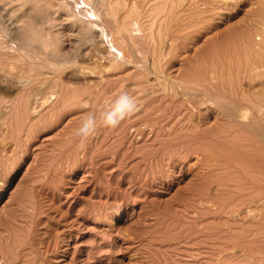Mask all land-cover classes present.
Segmentation results:
<instances>
[{
  "label": "rangeland",
  "instance_id": "obj_1",
  "mask_svg": "<svg viewBox=\"0 0 264 264\" xmlns=\"http://www.w3.org/2000/svg\"><path fill=\"white\" fill-rule=\"evenodd\" d=\"M119 1L111 0L116 4ZM126 1L129 7L134 0H123L120 2L123 5L119 3L118 8L125 7L123 2ZM139 3L140 8L146 9H141L142 16H137V30H133L130 37L126 35L129 44L138 42L133 45L137 49L135 54L140 52L139 59L135 55L136 58L131 59L133 62L130 61L131 57L125 51L124 60H117L116 69L109 72L110 58H98L93 42H79L81 34L72 30L71 23L67 24L64 16L57 22L61 24L58 28L65 38L62 46L59 45L61 55L50 52L47 57L42 55L44 60L42 56L40 60L39 55L24 46L22 39L28 26L42 35L50 30L49 20L54 14L44 5L33 7L30 16L20 14L22 30L12 42L7 36L2 37L5 34L0 28V40L6 38V42L0 41V105L14 101L18 116H22L21 119L17 116L19 133L16 143L6 130L0 129V264H264V129L259 134V129L228 125L231 122L227 116L210 102L199 106L192 114L186 108L188 103L183 102L179 85H176L177 78L181 79L195 67L213 61L220 64L219 67L232 68L235 65L234 70L238 65V70L248 46L245 35L250 30L247 23L264 13V6L259 0H225L224 3L221 0H186L180 3L181 8L177 7L176 16L168 23L171 28L161 32L164 36L167 34L162 56L158 47L153 50L151 41L148 43L152 32L157 33V37L159 29L166 26L162 14L159 16L152 10L154 2L147 4L139 0ZM259 6L263 10H259ZM72 7L78 13L79 6L73 3ZM124 7L120 9V12L124 11L119 12V17L126 24L130 19L124 16L128 11ZM148 8L149 17L145 12ZM84 9L80 10L88 14ZM153 16L158 17L154 23ZM129 22L132 24V21L127 24ZM148 25L152 27L150 30H147ZM93 32L94 42L99 41L98 48L105 49L103 44L106 42L103 38L99 40L100 32ZM157 40L160 45L161 40ZM170 41L173 49H169ZM143 57L147 58L146 61ZM155 57L161 59L153 67L150 61ZM244 80L247 79H243L242 87L252 90L250 86L255 83L252 85ZM54 84L57 88L63 84L70 89L66 91V97L63 96L64 101L52 100ZM53 85L55 88L51 87ZM46 87L51 89L46 92ZM30 90L42 91L44 96L39 102L45 101L46 104L39 106L38 114L32 115L31 109L25 105L24 96L29 95ZM225 92L234 97L235 101L228 105L229 110H234L240 98L232 92ZM123 94L132 97L134 107L141 102L150 105L152 128L147 129V136L143 139L130 134L137 127L133 125L139 117L135 112L137 107L115 126L105 123L107 113ZM85 99H90L89 103L79 102H86ZM247 100H242L240 109L246 113L252 111L250 120L261 123L264 128V118ZM18 101H21L20 105ZM89 118L94 120V127L83 136L80 129ZM13 120L16 123V118ZM193 127L197 130L191 129ZM123 130L129 133L125 138L120 136ZM167 130L168 134L172 133V138H166ZM197 132L214 138L213 145L208 143L209 152H206L209 156L206 152L200 153L203 158L199 159L194 153L190 157H185L184 153L177 155L179 147L175 138L180 140L181 135ZM157 134L158 138H155ZM235 135L238 138H234ZM165 140L173 142L167 150L175 154L171 159L163 155L165 147L160 141ZM155 149L159 150L158 154L153 153ZM237 205L241 207L237 208Z\"/></svg>",
  "mask_w": 264,
  "mask_h": 264
},
{
  "label": "bare ground",
  "instance_id": "obj_2",
  "mask_svg": "<svg viewBox=\"0 0 264 264\" xmlns=\"http://www.w3.org/2000/svg\"><path fill=\"white\" fill-rule=\"evenodd\" d=\"M74 1H76V2H72V1H68V0H0V28H2V31H3V33L5 34L4 36L2 35V37L4 38L5 36H7V38L10 40V42H12V38L17 34V33H21V30H22V27H21V25L19 24V22H20V18H19V16H20V14H23L24 13V16H30V14L32 13V9H33V7H35V6H40V5H44V8L45 9H47L48 11L50 10V11H53L52 13L54 14V15H52L51 13H50V15H52L53 17H50L51 19L49 20L51 23V25H50V30L47 32V33H45V34H43L42 35V33L40 32L39 33V31H37L36 29H34V28H32V27H27L26 28V31H25V36H24V38L22 39V40H24L23 42H24V46L26 47V48H28V49H30L32 52H34L35 53V55H39L40 56V58L39 57H37V58H39L40 60H41V56L42 55H46V57H47V55L51 52V53H54V54H56L57 56H59V55H61V50L62 49H60L59 48V45L60 46H62V42L64 41V39L65 38H63L62 37V35L64 36V33L62 34L60 31H59V28H58V25L60 24H57V22H59L60 21V18L61 17H65V21L67 22V24H69V23H71V26H72V30L74 31V30H77L78 31V33H80L81 34V38H80V40H79V42H83V43H85L86 42V44H88L89 42H93V48H94V51L96 52V54H97V56H98V58L100 57V59H105V58H110V61H109V63H112L111 64V67H109V68H111V69H108L107 71L109 72V71H111L113 68H114V66H115V64H116V62H117V60H119V59H121V61H123L124 60V53H125V51H126V53H127V55L129 56V57H131L130 58V61H132L134 58H136L135 57V55H137V54H135V53H137V49H136V47L133 45V44H135V42L133 43V44H129V42L126 40V35H127V37L129 36L130 37V35L129 34H131V36H132V34H133V30H137V28H136V23H137V21H136V19H137V16H139V15H141L140 14V12L143 10L142 8H140V4L141 3H139L138 4V2H139V0H134L133 1V3H132V5H128L129 7H127V1L126 2H123L124 3V5H126L125 7L124 6H121V8H118L119 7V5L121 4L120 2H122L123 0H121V1H119L117 4H116V2H114V3H112L111 2V0H74ZM116 1V0H115ZM143 1V3H147L148 4V2L150 3H152V2H154V4L152 5V7H153V9L152 10H154V12H156L157 13V15H159L160 16V14H162V18L161 19H163V22H165V25L166 26H164V27H166L165 29H164V27H163V29H159L158 31V34L160 33V35H158L157 37H156V35L155 34H157V33H151V31H150V33H151V36L148 34V33H146V34H148L149 36H150V40L148 41V43H150V41H151V45L153 46V50H156V48L158 49V51H159V54H160V52H162L163 51V49H164V38L166 37L167 38V34L164 36V35H162V33L165 31H167V28L169 29V28H171V27H168L169 25H171V24H169L168 25V23H170V22H172V21H170L171 19H174V16H176V15H174V13L176 12V10H177V7L180 5V3H183V2H185L186 0H142ZM188 1V0H187ZM190 1V0H189ZM221 1H223V3H224V1L225 0H221ZM252 1V0H251ZM260 1V3L264 6V0H259ZM131 2H132V0H131ZM227 2V1H226ZM73 3H76L79 7H78V13L76 12V10H74V8L72 7V5H73ZM120 3V4H119ZM189 3V2H188ZM229 3V2H228ZM253 3V2H252ZM255 3V2H254ZM146 4V5H147ZM31 5V6H30ZM75 5V4H74ZM121 5H123V4H121ZM143 5H145V4H142V6ZM145 5V6H146ZM149 6H150V4H149ZM180 6H182V5H180ZM179 6V8H181ZM255 6H256V4H255ZM122 7H124V9L127 7L128 8V11H127V15L125 14H123L124 16H126V18H128V19H130V20H128V21H132V24L130 23H128L129 25H131V28L128 26V24H127V22L128 21H126V24H125V22H123V17L121 18L122 19V21H120V17H119V12H120V9H122ZM151 6H150V8H152ZM81 8H85L84 10H86L87 11V13L88 14H84L83 13V10H80ZM264 8V7H263ZM142 9V10H141ZM146 9V8H145ZM144 9V10H145ZM259 10L260 9H262L260 6H259V8H258ZM141 10V11H140ZM143 10V11H144ZM150 9L148 8L145 12H147V15H148V17H149V11ZM263 10V9H262ZM122 11H124V10H122ZM121 11V12H122ZM125 11H126V9H125ZM142 11V12H143ZM178 11V10H177ZM120 12V13H121ZM143 13V15H145L146 13ZM179 13V12H178ZM175 14H177V13H175ZM261 13H259L257 16H256V18L254 17L253 19H251L247 24H248V29L250 30L249 32H248V35L246 34H244L246 37H247V41H248V46H247V48H246V50L244 51V56H243V59H242V62H241V64H240V62H239V66H240V68L237 70V68H238V65L235 67V70L233 69L234 68V66L232 65V68H230L229 66L227 67V68H230V69H227L226 67H223V66H221V67H219L220 66V64H217L216 63V61H213V62H211V63H209V65H206V63H205V66H198V67H195L194 69H192L188 74H186L185 76H183L181 79H179V78H177V83L178 84H176V85H179L178 86V88H179V90L181 91V93H182V95H183V97H184V101L183 102H186V103H188V105L186 106V108L189 110V112H195V110H198L197 108L199 107V106H201V105H205V104H207L208 102H210V103H212V104H214V105H216L217 107H219L221 110H222V112L227 116V118H228V120L231 122V123H228V125L229 124H235V125H240V127L241 126H243V127H245V128H248V129H259V130H257V133H261V131H263V129L264 128H262V126H261V123H259V122H256V121H251L250 120V117H249V114L251 115L252 114V111H250L249 113H246L244 110H241L240 109V106H242L243 105V99H248L247 101H250L251 103H252V106L253 107H256L255 108V110H257L258 112H259V116H261V118H264V13L262 12V14L260 15ZM45 15V14H44ZM47 15V14H46ZM151 15V17H152V15H153V13L152 14H150ZM142 16V15H141ZM23 17V16H22ZM32 17V16H31ZM153 17H155V19L153 20V22L152 23H154L155 22V20L158 18V17H156V16H153ZM251 17V16H250ZM26 18V17H25ZM48 18V17H47ZM125 18V19H126ZM138 19H140V18H138ZM146 19H147V17H146ZM41 19H39V21H40ZM43 20H44V18H43ZM127 20V19H126ZM141 20H143V19H141ZM160 20V19H159ZM158 20V21H159ZM23 21V20H22ZM25 21V20H24ZM39 21H37V22H39ZM152 20H150V22H151ZM160 21H162V20H160ZM159 21V22H160ZM144 22V21H143ZM150 22H148V23H150ZM243 22V21H242ZM5 23H6V25H5ZM152 23H150V25L152 24ZM202 23V22H201ZM200 23V24H201ZM44 24H46L45 22H44ZM49 24V23H48ZM139 24V23H138ZM137 24V25H138ZM143 24V23H142ZM61 25V24H60ZM156 25V24H155ZM23 26V25H22ZM46 26V25H45ZM132 26H134V27H132ZM152 27L154 26V24L153 25H151ZM157 26V25H156ZM37 27H38V25H37ZM138 27V26H137ZM141 27H142V25H141ZM145 27V26H144ZM147 27H149V28H147V30L149 29L150 30V28H152V27H150L149 25L147 26ZM247 27V26H246ZM47 28V27H46ZM140 28V27H139ZM139 28H138V30H139ZM146 28V27H145ZM160 28H162V27H160ZM44 29V28H43ZM142 29V31L144 30L143 28H141ZM154 29V28H153ZM94 30H96V31H98V32H100V35H101V38H99V40H101L102 38V40L103 41H105L106 42V44L104 45L103 43H101L100 42V46H102V44H103V46H106L105 47V49H102V50H100V48H102V47H100V48H98V46H97V43L99 44V41L96 43V42H94V39H95V36H93L94 34ZM146 29H145V31H147ZM155 30H157V27L155 28ZM154 30V31H155ZM2 31H0V33L2 32ZM77 31H76V33H77ZM198 31V30H197ZM162 32V33H161ZM168 32H169V30H168ZM32 34V36L30 35V34ZM141 33V32H140ZM143 33V32H142ZM181 33V32H180ZM34 34V35H33ZM62 34V35H61ZM69 34V33H68ZM75 34V33H74ZM145 34V33H144ZM1 35V34H0ZM19 35V34H18ZM70 35V34H69ZM77 35V34H76ZM100 35H98V36H100ZM141 35V34H140ZM143 35V34H142ZM17 36V35H16ZM65 36H67V35H65ZM78 36H79V34H78ZM136 36V35H135ZM134 36V37H135ZM2 37H0V38H2ZM80 37V36H79ZM137 37L138 36H136V38L135 39H137ZM142 37V36H141ZM145 37V36H144ZM148 37V36H147ZM170 37V36H169ZM217 37V36H216ZM143 38V37H142ZM141 38V39H142ZM157 38H159V40H161V42H160V45L158 44L159 42H158V40H157ZM171 38V37H170ZM140 38H139V40H141ZM144 39V38H143ZM173 39V38H172ZM172 39H169V40H171V41H173ZM198 39V38H197ZM16 39H14V41H15ZM101 40V41H102ZM138 40V39H137ZM145 40V39H144ZM168 40V41H169ZM1 41V40H0ZM5 42H6V38H5V40H4ZM3 40L1 41V42H4ZM145 41H147V38H146V40ZM144 41V42H145ZM169 42L170 43V45H169V49H173V43L172 42ZM240 41V40H239ZM88 42V43H87ZM104 42V43H105ZM167 42V41H166ZM232 42V41H231ZM83 43H82V45H83ZM138 42H136V44H137ZM8 44V43H7ZM13 44V43H12ZM16 44V43H15ZM140 44H143L142 42H140ZM145 44V43H144ZM242 44V43H241ZM1 45V44H0ZM4 45V44H3ZM85 45V44H84ZM191 45H193V44H191ZM5 46V45H4ZM11 47H12V45H10ZM17 46V45H16ZM70 46V45H69ZM144 46V45H143ZM226 46V45H225ZM224 46V47H225ZM242 46V45H241ZM10 47V48H11ZM19 47V46H18ZM17 47V48H18ZM175 47V46H174ZM245 47V46H244ZM3 48V47H2ZM6 48H7V46H6ZM21 48V47H20ZM19 48V49H20ZM98 48V49H97ZM104 48V47H103ZM135 48V49H134ZM211 48V47H210ZM218 48V47H217ZM243 48V47H242ZM1 49V48H0ZM22 49V48H21ZM2 50H4V49H2ZM15 50V49H14ZM14 50H12L11 49V51H14ZM25 50V49H24ZM66 50V49H65ZM64 50V51H65ZM143 50V49H142ZM145 50V49H144ZM167 50V49H166ZM166 50H164V51H166ZM185 50V49H184ZM213 50V49H212ZM216 51H217V49H215ZM215 50H213V51H215ZM17 51V50H16ZM212 51V52H213ZM243 51V50H242ZM22 52V51H21ZM69 52V51H68ZM84 52V51H83ZM1 53V52H0ZM15 53V52H14ZM29 53V52H28ZM33 53V54H34ZM87 53V52H86ZM142 53V52H141ZM153 53V52H152ZM158 53V52H157ZM167 53V52H166ZM170 53V52H169ZM214 53V52H213ZM2 54V53H1ZM0 54V55H1ZM32 54V55H33ZM85 54V53H84ZM139 54H140V52H139ZM139 54L137 55L138 56V59H139ZM148 54V53H147ZM158 54V55H159ZM163 54V52L161 53V55ZM232 54V53H231ZM126 55V54H125ZM157 55V56H158ZM161 55H159L160 57H161ZM164 55V54H163ZM162 55V56H163ZM166 55V54H165ZM2 56V55H1ZM6 56V55H5ZM23 56V55H22ZM30 55H28V57H29ZM52 56V55H51ZM145 56V55H144ZM147 56V55H146ZM151 56H152V54H151ZM150 56V57H151ZM168 56V55H167ZM16 57V56H15ZM28 57L26 58V59H28ZM55 56H53V58H54ZM91 57V56H90ZM141 57V56H140ZM149 57V58H150ZM160 57H158V58H156V59H154L153 61H150V62H152V65H153V67L155 66H157L158 65V61H159V59H161ZM207 57V56H206ZM228 57V56H227ZM3 58V57H2ZM19 58V57H18ZM58 58V57H57ZM76 58V57H75ZM144 58V57H143ZM215 58H217V57H215ZM231 58V57H230ZM235 59H236V57H234ZM22 59V58H21ZM78 59V58H77ZM132 59V60H131ZM141 59V58H140ZM145 59V61H146V59L147 58H144ZM201 59V58H200ZM31 60V59H30ZM42 60H44L43 59V56H42ZM58 60V59H57ZM142 60V59H141ZM237 60V59H236ZM47 61H48V59H47ZM55 61H56V57H55ZM59 61V60H58ZM62 61V60H61ZM72 61V60H71ZM221 61V60H220ZM239 61V60H238ZM31 62V61H30ZM42 62V61H41ZM133 62V61H132ZM217 62H219V60H217ZM21 63V62H20ZM45 63V62H44ZM47 63V62H46ZM146 63H148V62H146ZM222 63V62H221ZM39 64V63H38ZM223 64V63H222ZM52 65V64H51ZM50 65V66H51ZM79 65V64H78ZM194 65V64H193ZM219 65V66H218ZM16 66V65H15ZM28 66V65H27ZM33 66V65H32ZM42 66V65H41ZM54 66V65H53ZM60 66H61V64H60ZM17 67V66H16ZM58 67V66H57ZM106 68H108V67H105L104 69H106ZM148 68V67H147ZM40 69H42V68H40ZM114 69H116V68H114ZM140 69H141V67H140ZM142 69H144V68H142ZM149 69V68H148ZM145 70V69H144ZM47 71H48V69H47ZM188 72V71H187ZM89 73V72H88ZM37 74V73H36ZM84 74V73H83ZM86 74V73H85ZM84 74V75H85ZM92 74V73H91ZM10 75V74H9ZM58 76V75H57ZM106 78V77H105ZM171 79H173V78H171ZM243 79H247V80H244V81H246V82H250V83H252V85L255 83V85L252 87V86H250L251 88H252V90L250 89H248V90H246V89H244L243 87H242V81H243ZM108 80V79H107ZM154 80V79H153ZM104 81V80H103ZM117 81V80H116ZM21 82V81H20ZM58 82V81H57ZM60 82V81H59ZM150 82V81H149ZM152 82V81H151ZM76 83V82H75ZM97 83V82H96ZM119 84V83H118ZM140 84H142V83H140ZM139 84V85H140ZM55 85V84H54ZM54 85L53 86H51V87H53V88H55L54 87ZM56 85H58V83H56ZM55 85V86H56ZM147 85V84H146ZM154 85V84H153ZM173 85V84H172ZM50 86V85H49ZM60 86H61V84H60ZM64 85L62 84V87H59V88H57V86H56V88H55V92L53 91L54 89H52L51 91L53 92L52 93V100H56V101H64V97L63 96H65V93H66V91L68 92V90H70L69 88H66L65 86V88L63 87ZM244 86V85H243ZM25 87V86H24ZM26 87H27V85H26ZM246 87V86H245ZM41 88V87H40ZM89 88V87H88ZM45 89V88H44ZM49 89H51L50 87L47 89V87H46V89L44 90V91H46V90H49ZM99 89H100V87H99ZM116 89V88H115ZM83 90V89H82ZM86 90V89H85ZM101 90V89H100ZM113 90H114V88H113ZM28 91H29V89H28ZM42 91H43V89H42ZM42 91L40 92H36V91H33V90H30V92H29V95L26 93V96L28 95V97L27 98H25L26 96H24V100H25V102H26V104L25 105H27L30 109H31V111H32V113H31V111H30V113L33 115V114H38V112H39V106H43V105H45L46 103H45V101H43L42 103H40L39 101L42 99V97H44V96H42ZM96 91H97V89H96ZM147 91H149V90H147ZM225 91H229L230 93L232 92L233 93V95H236L237 96V98H242V100H237V107H235V109L233 110H229L228 109V105H229V103L230 102H234L235 101V99H234V97L233 96H231V95H229V94H227L228 92H225ZM47 92V91H46ZM73 92V91H72ZM98 92V91H97ZM99 92H101V91H99ZM113 92V91H112ZM111 92V93H112ZM49 93V92H48ZM231 93V94H232ZM8 94V93H7ZM20 94V93H19ZM44 94V93H43ZM50 94H51V92H50ZM68 94V93H67ZM72 94H74V93H72ZM45 95V94H44ZM71 95V94H70ZM98 95V94H97ZM96 95V96H97ZM100 95V94H99ZM87 96V95H86ZM90 93H89V98H90ZM133 96V95H132ZM145 96V95H144ZM66 97V96H65ZM82 97V96H81ZM92 97H94L95 99H96V97L95 96H92ZM149 97V96H148ZM160 97V96H159ZM164 97V96H163ZM1 98V97H0ZM11 98V97H10ZM100 98V97H99ZM132 98V97H131ZM154 98H155V96H154ZM4 99H5V97H4ZM47 99V98H46ZM70 99V98H69ZM73 99H75V98H73ZM86 99H88V98H86ZM85 99V100H86ZM91 99V98H90ZM89 99V100H90ZM110 99V98H109ZM137 99V98H136ZM140 99V98H139ZM142 99V98H141ZM68 100V99H67ZM88 100V101H89ZM105 100V99H104ZM150 100V99H149ZM22 101H23V99H22ZM73 101V100H72ZM87 100H86V102L84 101V100H81V101H79V102H81V103H87L88 102ZM137 101V100H136ZM140 101V100H139ZM142 101V100H141ZM175 101V100H174ZM9 102V101H8ZM19 102V105H20V102L21 101H18ZM52 103L51 104H53L54 102L53 101H51ZM66 103H67V101H65ZM93 102L94 101H92V104H93ZM146 102V101H145ZM151 102H152V100H151ZM155 102V101H154ZM167 102V101H166ZM165 102V103H166ZM45 103V104H44ZM48 103V102H47ZM65 103V104H66ZM76 103H77V101H76ZM89 103V102H88ZM91 103V102H90ZM147 103V102H146ZM148 103H149V101H148ZM164 103V102H163ZM250 103V104H251ZM23 104V103H22ZM151 104V103H150ZM153 104V103H152ZM162 104V103H161ZM233 104H235V103H233ZM24 105V104H23ZM24 105V106H25ZM74 105V104H73ZM99 105V104H98ZM111 105V104H110ZM109 105V107H111ZM140 105V106H139ZM138 106H136L135 105V107L132 109V110H134L136 107V111L135 112H137L136 113V115L137 116H139L138 117V120L136 121V122H134L133 123V125L134 126H137V127H135V128H133V130H131L130 131V134H132V135H136L135 137H138V138H141V139H143V138H145V136H147V132H148V128H150V126L152 125V124H150V117L152 116V114L148 111L149 109H151L150 107L148 108V105L149 104H144L143 102H141L140 104H139ZM162 105H164V104H162ZM184 105H185V103H184ZM240 105V106H239ZM15 104H14V101L13 102H9V104L6 102V103H2L1 105H0V129L1 128H3V131L4 130H6L7 132L6 133H9L10 135H11V137L10 138H12L13 137V139H14V141H15V143H16V136L18 135V133H19V129H18V118H17V116H18V114H17V112H16V108H15ZM50 106V105H49ZM52 106V105H51ZM85 106H87V105H85ZM150 106V105H149ZM152 106V105H151ZM161 106V105H160ZM183 106V105H182ZM181 106V107H182ZM76 107V106H75ZM78 107V106H77ZM90 107H91V105H90ZM112 107H113V105H112ZM18 108V107H17ZM19 108H20V106H19ZM27 108V107H26ZM153 108V107H152ZM167 108H169L168 106H167ZM23 109H24V107H23ZM97 109H99V107L97 108ZM157 109H159V108H157ZM206 109H208L207 107H206ZM219 109V110H220ZM254 109V108H253ZM18 110V109H17ZM20 110V109H19ZM184 110V109H183ZM182 110V111H183ZM200 110V109H199ZM161 111V110H160ZM169 111V110H168ZM179 111V110H178ZM181 111V112H182ZM25 112V111H24ZM156 112H158V111H156ZM164 112V111H163ZM189 112H188V114H189ZM198 112V111H197ZM222 112L220 113V114H222ZM40 113V112H39ZM97 113V112H96ZM162 113V112H161ZM177 113V112H176ZM219 113V112H218ZM25 114V113H24ZM160 114V113H159ZM183 114V113H182ZM187 114V113H186ZM193 114V113H192ZM200 114V113H199ZM177 115V114H176ZM179 115V114H178ZM28 116H30V115H28ZM27 116V117H28ZM173 116V115H172ZM186 116H189V115H186ZM193 116V115H192ZM192 116H190V117H192ZM221 116V115H220ZM19 117V116H18ZM22 117V116H21ZM21 117H19L20 119H21ZM182 117V116H181ZM13 118L15 119L16 118V123H15V120H13ZM38 118V117H37ZM36 118V119H37ZM96 118V117H95ZM170 117H168L167 119H169ZM224 118H225V116H224ZM29 119V118H28ZM179 119V118H178ZM187 119H188V117H187ZM186 118H185V120H184V118H183V120L184 121H186L187 120ZM27 120V119H26ZM32 120V119H31ZM44 120V119H43ZM55 120V119H54ZM136 120V119H135ZM171 120H173V119H171ZM176 120V119H175ZM182 120V121H183ZM189 120V119H188ZM20 121V120H19ZM154 121V120H153ZM152 121V122H153ZM182 121L180 120V122L182 123ZM193 121V120H192ZM30 122V121H29ZM175 122V121H174ZM173 122V123H174ZM179 122V123H180ZM187 122V121H186ZM189 122V121H188ZM22 123V122H21ZM124 123V122H123ZM155 123V122H154ZM184 123V125H185V122H183ZM182 123V124H183ZM120 124V123H119ZM161 124V123H160ZM169 124H171V123H169ZM181 124V125H182ZM22 125V124H21ZM184 125H182V126H184ZM187 125H188V123H187ZM20 126V125H19ZM122 126V125H121ZM226 126V125H225ZM160 127V126H159ZM191 126H189L188 128H187V130H189V128H190ZM28 128V127H27ZM151 128H152V126H151ZM151 128H150V130H151ZM185 128V127H184ZM199 128V127H198ZM219 128V127H218ZM29 129V128H28ZM148 129V130H147ZM157 129V128H156ZM169 129V128H168ZM173 129V128H172ZM180 129V128H179ZM179 129H178V131H179ZM191 129H196V128H191ZM220 129V128H219ZM24 130V129H23ZM149 130V131H150ZM170 130V129H169ZM174 130V129H173ZM173 130H171V131H173ZM182 130V129H181ZM197 130V129H196ZM246 130V129H245ZM124 131L125 130H123V132L121 133V138L122 137H126L127 135H129V133L128 132H126L125 131V133H124ZM184 131V133L186 132L185 130H183ZM1 132V131H0ZM5 132V131H4ZM97 132V131H96ZM118 132V131H117ZM120 132V131H119ZM154 132H156V131H154ZM154 132H150L151 134H153ZM167 132V134H168V130L166 131ZM174 133L173 134H175V130L173 131ZM177 132V131H176ZM188 132V131H187ZM192 132H194V131H192ZM204 132V131H203ZM245 132H247V131H245ZM264 132V131H263ZM158 133V132H157ZM183 133V136L185 135ZM190 133V132H189ZM238 133V132H237ZM236 133V134H237ZM243 133V132H242ZM2 134V133H1ZM4 134V133H3ZM94 134V133H93ZM180 134H181V132H180ZM235 134V133H234ZM20 135V134H19ZM97 135V134H96ZM163 135V134H162ZM178 135H179V133H178ZM177 135V136H178ZM203 135V134H202ZM201 134H198V132H197V134H189V135H185L184 137H181L180 135V137L179 138H181L180 140L178 139V137H176L175 139L177 140V145H178V147H179V150L176 152V151H173V152H176L177 153V155H181L182 153H184V155H185V157H190V155H192L193 153L194 154H196L195 156L199 159V157H202V156H200V153L202 154V153H205L206 151H208L207 149L210 147L209 145H208V143H212L213 141L215 142V140H213L214 138H212V137H208V136H202ZM1 136V135H0ZM28 136V135H27ZM81 136V135H80ZM90 136V135H89ZM167 136V137H166ZM165 137L166 138H168V136L170 137V138H172L171 136H173L172 135V133L170 132L168 135H166ZM176 136V135H175ZM209 136H211V135H209ZM3 137V136H2ZM6 137V136H5ZM8 137V136H7ZM131 137V136H130ZM161 137H163V136H161ZM165 137H163L164 139H166ZM215 137V136H214ZM228 137V136H227ZM238 138V136H236L235 135V137L234 138ZM97 138V137H96ZM155 138H158V134H157V136L155 135ZM232 139H233V137H231ZM29 139V138H28ZM151 139V138H150ZM153 139V138H152ZM215 139H218V137L217 138H215ZM231 139V140H232ZM18 140V139H17ZM179 140V141H178ZM2 141V140H1ZM14 141L12 140V142L14 143ZM254 141V140H253ZM3 142H5V141H3ZM2 142V143H3ZM161 142V146H163V147H165V148H163L164 149V153H163V155L164 156H167L168 155V158L169 159H171V157L173 158L174 156H175V154H173V153H169L168 151V149H169V147L171 146V144H173V142H172V140L170 141V140H165L164 142H162V141H160ZM236 142V141H235ZM241 142H243L242 140H241ZM248 142V141H247ZM251 142V141H250ZM8 143H9V141H8ZM7 143V144H8ZM23 143V142H22ZM116 143V142H115ZM4 144V143H3ZM197 144V145H196ZM159 145V146H160ZM212 145H213V143H212ZM251 145V144H250ZM13 146H14V144H13ZM17 146V145H16ZM249 146V145H248ZM139 147V146H138ZM172 147V146H171ZM238 147V146H237ZM160 148V147H159ZM158 148V149H159ZM252 148V147H251ZM3 149V148H2ZM14 149V148H13ZM15 149H16V147H15ZM72 149V148H71ZM139 149V148H138ZM137 149V150H138ZM144 149V148H143ZM158 149H155V151L153 152L154 154H158V152H159V150ZM231 149V148H230ZM11 150H12V147H11ZM79 150H80V148H79ZM168 150V151H167ZM174 150H176V149H174ZM181 150H183V151H181ZM215 150V149H214ZM16 151V150H15ZM246 151V150H245ZM257 151V150H256ZM3 152V151H2ZM148 153L150 152V151H147ZM147 152H145V153H147ZM209 152V151H208ZM211 152V151H210ZM160 153H161V151H160ZM159 153V154H160ZM207 153V152H206ZM137 154V153H136ZM141 154V153H140ZM10 155V154H9ZM163 155H162V157H163ZM203 155V154H202ZM207 155H208V153H207ZM11 156V155H10ZM68 156V155H67ZM148 156V155H147ZM194 156V157H195ZM209 156V155H208ZM5 157H7V156H5ZM74 157V156H73ZM122 157V156H121ZM159 157V156H158ZM185 157H183V155H182V158H185ZM221 157V156H220ZM3 158V157H2ZM167 158V157H166ZM203 158V157H202ZM202 158H201V160H202ZM206 158V157H205ZM208 158V157H207ZM219 158V157H218ZM222 158V157H221ZM151 159V158H150ZM240 159V158H239ZM66 160H67V158H66ZM142 160V159H141ZM140 160V161H141ZM155 160H156V158H155ZM167 160V159H166ZM201 160H199V161H201ZM204 160V159H203ZM144 161H146V160H144ZM151 161V160H150ZM168 161V160H167ZM166 161V162H167ZM231 161V160H230ZM76 162V161H75ZM202 162V161H201ZM216 163H218V162H216ZM151 164V163H150ZM149 164V165H150ZM141 165V164H140ZM143 165V164H142ZM156 165V164H155ZM144 166V165H143ZM158 166V165H157ZM241 166V165H240ZM249 166V165H248ZM153 167V166H152ZM158 168V167H157ZM232 168V167H231ZM257 168V167H256ZM234 169V168H233ZM249 169H251V168H249ZM259 169H260V167H259ZM259 169H257V170H259ZM202 171V170H201ZM241 171V170H240ZM255 171V170H254ZM250 173V172H249ZM259 173V172H258ZM206 174V173H205ZM234 174V173H233ZM253 176V175H252ZM256 176V175H255ZM238 178V177H237ZM239 179V178H238ZM235 180V179H234ZM237 180V179H236ZM240 180V179H239ZM252 180V179H251ZM258 180V179H257ZM247 181V180H246ZM259 181H261V179L259 180ZM233 182V181H232ZM245 182V181H244ZM264 182V181H263ZM120 183V182H119ZM256 183V182H255ZM260 184V183H259ZM223 185V184H222ZM217 186V185H216ZM262 186V185H261ZM207 187V186H206ZM221 187V186H220ZM241 187V186H240ZM211 188V187H210ZM215 188V187H214ZM218 188V187H217ZM212 189V188H211ZM220 189V188H219ZM237 189H239L238 188V186H237ZM236 189V190H237ZM251 189V188H250ZM253 189V188H252ZM259 189V188H258ZM210 190V189H209ZM245 190V189H244ZM243 190V191H244ZM261 190H263V189H261ZM218 191V190H217ZM237 191H239V190H237ZM242 191V192H243ZM256 191H258V190H256ZM261 192V191H260ZM264 192V191H263ZM197 193V192H196ZM202 193V192H201ZM236 193V192H235ZM255 193V192H254ZM258 193H259V191H258ZM198 194V193H197ZM232 194V193H231ZM252 194V193H251ZM256 194V193H255ZM263 194V193H262ZM249 195V194H248ZM247 195V196H248ZM254 195V194H253ZM206 196V195H205ZM204 196V197H205ZM223 196V195H222ZM236 196V195H235ZM255 196V195H254ZM263 196V195H262ZM206 197H208V196H206ZM245 197V196H244ZM258 197H260L259 195H257V198ZM199 198V197H198ZM241 198V197H240ZM247 198H249V197H247ZM211 199V198H210ZM213 199V198H212ZM221 199H223V198H221ZM252 199H253V196H252ZM255 199V198H254ZM205 200H207V199H205ZM208 200H209V198H208ZM204 201V200H203ZM211 201V200H210ZM260 201V200H259ZM261 201H262V199H261ZM223 202V201H222ZM248 202V201H247ZM250 202V201H249ZM257 202H258V200H257ZM201 203V202H200ZM235 204H236V202H234ZM240 203V202H239ZM252 203V202H251ZM213 204V203H212ZM235 204H233V205H235ZM250 204V203H249ZM262 204V203H261ZM263 204H264V202H263ZM203 205V204H202ZM222 205V204H221ZM210 206V205H209ZM214 206V205H213ZM243 206V205H242ZM212 207V206H211ZM231 207V206H230ZM230 207H228V208H230ZM241 207V206H240ZM240 207H238V205H237V208H240ZM244 207H245V205H244ZM252 207H254V206H252ZM234 208H236V207H234ZM251 208V207H250ZM256 208V207H255ZM254 208V209H255ZM227 209V208H226ZM248 209V208H247ZM253 209V210H254ZM258 209V208H257ZM111 210V209H110ZM238 210V209H237ZM260 210H261V208H260ZM251 211V210H250ZM231 212V211H230ZM248 212V211H247ZM252 212V211H251ZM256 212H257V210H256ZM229 214V213H228ZM242 214V213H241ZM243 215V214H242ZM245 215V214H244ZM262 215V214H261ZM264 215V214H263ZM250 216V215H249ZM245 218V217H244ZM263 218V217H262ZM250 219V218H249ZM251 221V220H250ZM194 222V221H193ZM250 223V222H249ZM256 223V222H255ZM243 224V223H242ZM239 230V229H238ZM242 231V230H241ZM237 235H239V234H237ZM243 235V234H242ZM241 236V235H240ZM232 238V237H231ZM230 241V240H229ZM230 242H233V241H230ZM244 243H246V242H244ZM238 244V243H237ZM240 244V243H239ZM243 245V244H242ZM237 246V245H236ZM239 246V245H238ZM228 247V246H227ZM247 247V246H246ZM237 248V247H236ZM232 249H235V248H232ZM248 249V248H247ZM259 249V248H258ZM261 249V248H260ZM236 250V249H235ZM240 250H242V249H240ZM234 251V250H233ZM243 251V250H242ZM244 251H246V250H244ZM241 252V251H240ZM254 253V252H253ZM259 253V252H258ZM261 253V252H260ZM228 254V253H227ZM232 254V253H231ZM230 254V255H231ZM238 254V253H237ZM235 255V254H234ZM238 255H240V254H238ZM256 255V254H255ZM258 255V254H257ZM256 255V256H257ZM236 256V255H235ZM250 256V255H249ZM259 256V255H258ZM261 256V255H260ZM220 257V256H219ZM223 257V256H222ZM226 257V256H225ZM239 257V256H238ZM241 257H243V256H241ZM227 258V257H226ZM225 258V259H226ZM230 259V258H229ZM249 259V258H248ZM221 260H223V259H221ZM251 260V259H250Z\"/></svg>",
  "mask_w": 264,
  "mask_h": 264
},
{
  "label": "clouds",
  "instance_id": "obj_3",
  "mask_svg": "<svg viewBox=\"0 0 264 264\" xmlns=\"http://www.w3.org/2000/svg\"><path fill=\"white\" fill-rule=\"evenodd\" d=\"M134 107L132 98L127 94H123L116 101L115 107L107 113L105 123L115 126L119 120L123 119L124 116L132 110ZM94 127V120L89 118L81 127L80 134L87 136Z\"/></svg>",
  "mask_w": 264,
  "mask_h": 264
}]
</instances>
